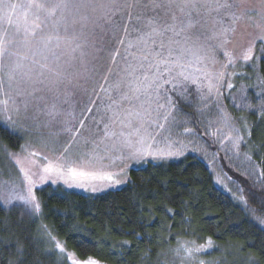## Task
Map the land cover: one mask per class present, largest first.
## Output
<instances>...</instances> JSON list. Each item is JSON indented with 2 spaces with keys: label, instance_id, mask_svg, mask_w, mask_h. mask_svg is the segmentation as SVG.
<instances>
[{
  "label": "trees",
  "instance_id": "obj_1",
  "mask_svg": "<svg viewBox=\"0 0 264 264\" xmlns=\"http://www.w3.org/2000/svg\"><path fill=\"white\" fill-rule=\"evenodd\" d=\"M16 2L26 3L27 0ZM129 30L131 34L109 33L101 40L103 50L97 71L88 81L90 85L101 91L110 90L112 74L123 67L121 56L111 49H119L123 55L140 54L138 48L128 47L137 43L131 26ZM119 39H123L125 45H121ZM242 55L236 51L230 54L220 90H224L230 73L229 79H233L241 74L239 72L246 71L256 74L264 91V59L260 56L256 63H245L243 68ZM193 69L188 68L186 74L190 75ZM189 86L190 83L187 88ZM184 92L180 102L176 95V110H161L165 115L174 111L169 119L176 118L180 124L172 127L167 136L180 139L186 133L190 138L196 137L205 151L210 132L203 116L199 115L203 110H198V114L196 110L199 107L207 110L210 105L196 104L194 99L192 107L181 110L180 105L188 104L190 95H194L190 90ZM249 95L250 92L246 97ZM246 104L247 112L243 106ZM255 104L250 100L242 105L233 104L235 111L225 106L229 118L240 119L246 112L247 120L253 123L248 138L249 152L242 142L243 152L240 153L247 156L242 157V170L236 165L232 171L227 161L219 157V161L212 163L198 155L186 154L166 163L159 161L132 169L125 185L96 196L47 185L37 190L38 212L22 203L8 207L0 203V264H71L73 257L104 264H170L169 254L178 243H208L209 264L212 258L223 255L225 264H264V225L245 206L246 201L251 208H258L260 200L264 199V133L259 129L264 121V113L260 111L264 102L253 106ZM252 106L256 107V112ZM212 107V115L207 110L208 117L217 121L218 107L216 111V106ZM0 112V152L9 166L11 154L18 153L27 138L18 131V124L17 130L12 132L9 131L11 126L3 121L8 120L9 115L15 119L14 113L3 109ZM155 118L164 121L162 116ZM212 169L220 175L219 182ZM221 178H227V184Z\"/></svg>",
  "mask_w": 264,
  "mask_h": 264
},
{
  "label": "snow or ice",
  "instance_id": "obj_2",
  "mask_svg": "<svg viewBox=\"0 0 264 264\" xmlns=\"http://www.w3.org/2000/svg\"><path fill=\"white\" fill-rule=\"evenodd\" d=\"M242 20L252 23L260 33L255 39L264 43V0L256 5L252 0H0V109L16 117L8 116L9 131L15 132L22 120L59 122L62 111H67L64 105L86 90L97 71L101 40L109 33L131 34V26L137 43L128 47L138 48L140 54L110 50L121 56L123 67L112 74L110 104L95 119L82 154L88 155L83 148L92 147L95 152L104 145L134 163L178 155L150 150L153 115L165 121L174 116V111L165 115L161 110H176L177 92H183L189 82L197 83L186 70L203 65L207 43L221 37L227 42L235 32L233 25ZM118 42L125 45L123 39ZM244 59L253 60V56L246 54ZM204 77H208L206 71ZM211 89L209 81V93ZM192 106L180 105V109ZM260 111L264 113V105ZM68 171L76 174L71 168ZM18 200L40 210L34 197ZM245 206L264 225V199L258 208L246 201Z\"/></svg>",
  "mask_w": 264,
  "mask_h": 264
},
{
  "label": "rangeland",
  "instance_id": "obj_3",
  "mask_svg": "<svg viewBox=\"0 0 264 264\" xmlns=\"http://www.w3.org/2000/svg\"><path fill=\"white\" fill-rule=\"evenodd\" d=\"M256 3L257 0H252L253 5H256ZM233 26L235 32L227 42L221 37L219 40L207 43L203 53L205 57L203 65H196L193 69L194 71L189 75L190 80H196L197 83L193 85L189 82V88L185 89L194 92V95H190L188 104H191L195 99L196 104L210 105L207 108L209 115H212L214 110L212 106H216L215 111L218 107L217 121L208 117L206 107H199L196 110L197 114L198 110H203L202 114L200 112L199 115L203 116V121L207 124L206 128L210 132L207 134V150L204 151L201 148V142L196 137L190 138L186 136V133H183L180 139L178 138L179 136L172 135V137H168L167 134L172 127H179L180 124L177 119L171 118L167 121H162L153 115L150 129L151 137L148 139V144L152 145L150 150L163 153H179L178 155H169L164 159L155 161L149 158L147 162L134 163L122 159L118 150L105 149L104 145H100V148L95 152H93L92 147L83 148V152L88 153L87 156H84L82 154L84 139L89 137L95 119L107 109L110 104V96L113 95L111 90L101 91L88 82L89 86L85 87V91H81L76 96L71 97L69 103L64 105V109L67 111H62L61 116L58 118L59 122L49 124L46 120L44 122L22 120L18 123V131H22L26 135L27 142L18 153L11 154L9 166L3 161L0 152V203L5 207L14 204L20 205L21 202L18 197L27 196L30 199L34 197L35 203L39 204L37 190L47 185L60 187L67 192H79L96 196L125 185L132 169L159 161H165L166 163L171 158L180 159L186 154L198 155L204 161L209 159L212 163H216V160L218 159L219 161L220 158L227 161V167L232 168V171L236 168V165L239 170H242L244 163L242 157H247L246 154L241 155L243 152L242 142L244 141L249 152L251 149L249 148L248 138L253 123L246 118L247 104L243 105L246 111L244 116L235 120L228 117L225 112V106L227 108L229 106L230 109L235 111L233 104L242 105L243 102H249V100L256 103L253 106L263 104L264 100L261 99V96L264 95L263 87L255 73L250 75L246 71H243V73L242 71L239 72L241 76L235 75L236 78L233 79H229L230 73L224 90H220L219 84L224 75L223 70L227 69L231 53L235 51L238 54L243 53L244 63H242V66L244 68L246 66L245 63H256L257 58L264 56V43L255 39L260 33L253 27L251 22L242 20ZM250 47L252 51L248 53ZM246 54L252 55L253 60L245 61L244 56ZM197 67L202 68V71L197 72ZM237 68L240 69L239 67ZM205 71L208 73L207 78L204 77ZM237 78H240L242 82L238 81ZM201 80L203 81L202 83ZM209 81L212 85L210 93L208 91ZM229 84L232 85L231 88L228 87ZM249 92L251 95L247 98L246 95ZM184 94V91L177 92L176 95H179V102L180 95ZM253 106L252 110L256 112V107ZM0 118L2 119L1 115ZM3 121L7 122L9 127L11 126L7 119ZM157 123L163 124L164 127L158 128L156 126ZM66 127L72 129V131H64ZM260 128L261 133H264V121L262 125H259ZM34 132L37 134H34ZM69 144H71V147L65 152L64 149ZM232 154H235V156H232ZM240 158L242 160L238 161ZM69 168L75 171L76 174L74 176L69 174ZM216 168L219 170L218 166ZM211 171L219 182L220 175L215 169ZM109 176L112 177L111 180L108 179ZM117 180L120 182L119 184H115ZM222 181L226 184L228 182L227 178L222 179ZM69 184L72 187H69ZM93 189L96 191L93 192ZM207 251L208 243L195 245L178 243L169 254V263L209 264ZM89 261H95L96 264H104L94 259L78 260L74 257L71 260V264H89ZM211 262L212 264H225L224 255L215 257V259L212 258Z\"/></svg>",
  "mask_w": 264,
  "mask_h": 264
}]
</instances>
